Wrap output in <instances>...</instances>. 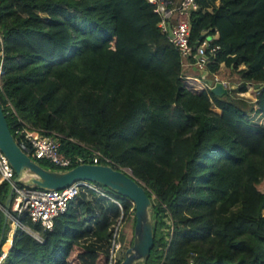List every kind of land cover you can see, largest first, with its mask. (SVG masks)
Here are the masks:
<instances>
[{
	"label": "trees",
	"instance_id": "obj_1",
	"mask_svg": "<svg viewBox=\"0 0 264 264\" xmlns=\"http://www.w3.org/2000/svg\"><path fill=\"white\" fill-rule=\"evenodd\" d=\"M197 1L204 10L191 16L192 43L219 30L208 78L223 66L236 73L229 95L185 77L147 0H0V103L13 135L9 102L31 127L63 135L68 156L91 148L144 184L155 246L140 264H264V126L250 119L264 116V0ZM251 89L254 99L245 97ZM11 189L0 186L3 209ZM110 194L126 222L135 219L134 203ZM109 212L105 199L83 193L44 243L17 229L2 264H108ZM4 222L0 210V254Z\"/></svg>",
	"mask_w": 264,
	"mask_h": 264
},
{
	"label": "built area",
	"instance_id": "obj_2",
	"mask_svg": "<svg viewBox=\"0 0 264 264\" xmlns=\"http://www.w3.org/2000/svg\"><path fill=\"white\" fill-rule=\"evenodd\" d=\"M147 1L155 8V13L161 17L159 28L179 53L185 77L189 80H195L203 89L212 91L217 83H223L227 89L231 90L230 83L220 79V72L215 73L213 79L208 78L210 66L217 60L222 51V47L219 44V30L211 27L207 28L202 32L201 38L195 44L192 43L191 16L193 13L204 10L198 1L183 0L180 6L176 8L170 7L171 3L169 0ZM217 5L219 6V3ZM0 45L3 46L1 33ZM190 70L197 71L198 76L187 75ZM1 73L0 71V77ZM209 81H213V85H210ZM7 106L11 109L19 124L15 130V135L19 141L14 135L15 140L36 163L47 162L61 172L72 169L74 165L93 164L111 167L114 165L110 158L91 148H88V153L84 155L68 156L62 150V141L65 139L63 135L55 132L47 133L31 127L19 117L11 102ZM15 179L16 173L9 159L0 149V186L8 182L11 188L14 187L11 212L16 214L17 218L11 214L10 216L16 221V231L21 229L38 242L44 243L43 233L54 231L56 220L66 214L71 203L85 193L87 201H94L98 197L113 203L111 206L106 205L113 220L111 237L107 248L108 264H122L126 259L127 251L133 246L134 237L128 242V245L127 240H124V242L120 241L121 229L126 223L124 206L121 202L112 198L98 184L79 181L63 190H45L30 185L27 180H23L14 186ZM21 183L24 184L23 187L19 186ZM113 212L117 214L115 218L113 217ZM21 217H28L34 225L42 229V233L23 225L19 220ZM165 232L169 235L168 240H171L170 238L174 232L172 222L168 223V228ZM7 254L2 251L0 264L4 262Z\"/></svg>",
	"mask_w": 264,
	"mask_h": 264
},
{
	"label": "water",
	"instance_id": "obj_3",
	"mask_svg": "<svg viewBox=\"0 0 264 264\" xmlns=\"http://www.w3.org/2000/svg\"><path fill=\"white\" fill-rule=\"evenodd\" d=\"M213 85V81H209ZM212 92L217 97L229 95L230 90L223 83H217ZM0 149L9 159L15 173L14 186L23 180L45 190H63L79 181L101 185L135 205V228L133 246L127 251L122 264H140L146 262L155 246L154 224L151 215L153 201L143 183L126 170L119 171L111 166L82 164L67 171L47 170L36 163L17 143L11 132L6 115L0 103ZM30 179H25L26 176ZM14 187L3 211L4 229L8 224Z\"/></svg>",
	"mask_w": 264,
	"mask_h": 264
},
{
	"label": "rangeland",
	"instance_id": "obj_4",
	"mask_svg": "<svg viewBox=\"0 0 264 264\" xmlns=\"http://www.w3.org/2000/svg\"><path fill=\"white\" fill-rule=\"evenodd\" d=\"M241 69L242 68H240L239 70H241ZM190 75H198V73H197V71L193 70L192 73H190ZM219 76H220V79L226 80L230 83V89L231 90L236 89L239 86L240 77L236 73H233L232 71H230L226 66H223L221 68ZM245 97H248L250 99H254L253 89H251L245 95ZM250 119L254 124L264 126V116L263 115H261V114L251 115ZM38 163H40V162H38ZM126 171L128 173H131V171L128 169ZM103 190L106 191L112 198L117 199V197L115 195L110 194L109 189L104 187ZM106 205L111 206V205H113V203L110 201H106ZM0 210H2L1 207H0ZM12 215L15 216V214H12ZM15 222H16L15 219L10 216L8 224H7L9 226V231L7 233V240H8V237H9L11 230L13 229V225H15ZM134 228H135V219L132 218L131 220L127 221L125 223V225L123 226V228L121 229L120 241L124 242V240L125 241L127 240V245H128L129 244L128 242L131 241V239L134 237ZM15 231H16V225H15ZM2 237H3V232L1 234V238ZM90 243H91L90 241H87L86 245H88Z\"/></svg>",
	"mask_w": 264,
	"mask_h": 264
},
{
	"label": "bare ground",
	"instance_id": "obj_5",
	"mask_svg": "<svg viewBox=\"0 0 264 264\" xmlns=\"http://www.w3.org/2000/svg\"><path fill=\"white\" fill-rule=\"evenodd\" d=\"M30 178H31V176L27 175L25 179H30ZM14 234H15V225H13V229L11 230V232L9 234L8 240H7L6 244H4V246H3V251L5 253H8L11 249Z\"/></svg>",
	"mask_w": 264,
	"mask_h": 264
},
{
	"label": "crops",
	"instance_id": "obj_6",
	"mask_svg": "<svg viewBox=\"0 0 264 264\" xmlns=\"http://www.w3.org/2000/svg\"><path fill=\"white\" fill-rule=\"evenodd\" d=\"M178 7V6H177ZM190 73H192V70H190L188 73H187V75H190ZM190 76H193V77H195V76H198V75H190ZM12 247V246H11ZM2 250H3V247H2ZM2 264V263H1Z\"/></svg>",
	"mask_w": 264,
	"mask_h": 264
}]
</instances>
